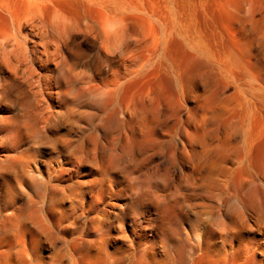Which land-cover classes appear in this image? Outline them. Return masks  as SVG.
<instances>
[{
  "label": "rangeland",
  "instance_id": "rangeland-1",
  "mask_svg": "<svg viewBox=\"0 0 264 264\" xmlns=\"http://www.w3.org/2000/svg\"><path fill=\"white\" fill-rule=\"evenodd\" d=\"M35 1L67 27L76 72L119 84L96 108L44 89L35 115L36 90L0 67V264H173L183 245L198 263L204 207L264 179V0ZM117 9L122 54L99 33ZM106 112L118 129L96 146ZM48 175L31 207L30 176ZM224 221L234 241H211L234 264H264L263 217Z\"/></svg>",
  "mask_w": 264,
  "mask_h": 264
},
{
  "label": "bare ground",
  "instance_id": "bare-ground-1",
  "mask_svg": "<svg viewBox=\"0 0 264 264\" xmlns=\"http://www.w3.org/2000/svg\"><path fill=\"white\" fill-rule=\"evenodd\" d=\"M117 10L112 13L114 14L112 19H105L99 33L101 34V47L104 50H108L113 46L118 54H122L123 45L126 42L124 40L125 35L121 30L122 12L120 13L119 9ZM1 14L4 20H2L3 26L0 30V67H3L7 74L14 79L25 83L29 89L36 90L35 92L32 90L35 106H31V110L35 111V115L38 114L37 110L40 109H38L40 107L38 105H40L41 100L45 101V99L48 100L53 96L52 93H45L44 89L55 90L53 94H56L57 99L66 105L77 99L89 100L94 108L102 107L107 103V100L103 98L114 93L115 84L116 86L119 84L118 80V84L115 82L111 86L107 84L98 85L93 83L91 75L90 77L85 73L76 72V64L74 66L73 62L69 61L70 58L63 53V47L66 46L67 34L69 33L67 27L64 24L62 25V21L57 15L43 14L42 3L35 0H0ZM124 53L125 51H123ZM40 71H45V73L42 74ZM1 86L0 84V90ZM6 92L8 94V90ZM1 93L0 112H3L2 98L6 94ZM114 114L106 112L100 120L99 128L103 133L101 137H97L96 146L101 143V140H108L112 130L118 129L119 123L113 116ZM41 120L46 122L47 119L42 118ZM10 121L18 124L16 118H12ZM8 122V119L3 118L0 120V124H8ZM13 138L14 134L8 131L7 142H9V139L13 140ZM34 176H30L31 186L35 191L34 197H29L31 207L41 203V199L44 201L48 196L43 198V193H46L51 178V175H48L46 179L40 182ZM247 182L245 186L243 184L238 185L237 191L242 194L241 199L234 201V197H230L228 205H226L227 202H225L224 208L217 205L213 211H210L207 205L204 207L202 212L204 218L201 223L202 238L196 243L200 250V260L196 264H234V248L232 251H226L218 242L211 241L212 238L223 234L234 241V236L230 235V231L225 232L227 227L225 219H229L234 223V215L241 217L247 211H250L252 214L262 216L264 221V202L258 199V195H264V179L257 175L251 177ZM254 196H258V200L253 205L251 198ZM195 249V245L189 246V248L183 245L175 252L173 251L172 256L175 258L173 264H195L188 262L192 258V252Z\"/></svg>",
  "mask_w": 264,
  "mask_h": 264
}]
</instances>
